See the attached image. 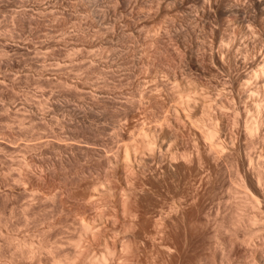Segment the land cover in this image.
<instances>
[{"label": "rangeland", "instance_id": "1", "mask_svg": "<svg viewBox=\"0 0 264 264\" xmlns=\"http://www.w3.org/2000/svg\"><path fill=\"white\" fill-rule=\"evenodd\" d=\"M260 2L0 0V264H264Z\"/></svg>", "mask_w": 264, "mask_h": 264}, {"label": "bare ground", "instance_id": "2", "mask_svg": "<svg viewBox=\"0 0 264 264\" xmlns=\"http://www.w3.org/2000/svg\"><path fill=\"white\" fill-rule=\"evenodd\" d=\"M212 1V0H211ZM259 2H260V0H259ZM261 3V2H260ZM254 4V3H253ZM263 3H261V4H255V6L258 8V9H260L261 8V6H263L262 5ZM240 6V5H239ZM232 7V6H231ZM239 8V7H238ZM238 8L237 7H233V8H231V10H229V12H231V11H233L234 13H237L238 14V16L240 15L239 13H241L239 10H241V9H239L238 10ZM262 9V8H261ZM227 10V11H228ZM234 13H232V14H234ZM234 16V15H233ZM235 16L236 17H238L236 14H235ZM239 18V17H238ZM239 22V21H238ZM251 28V27H250ZM251 30L253 31V29L251 28ZM92 55V54H91ZM194 65V64H193ZM263 75V74H262ZM257 81V80H256ZM258 107V106H257ZM259 109V108H258ZM251 127H252V125H250ZM253 128H254V126H253ZM253 128H252V130H253ZM251 129V128H250ZM246 130H248V127H247V129ZM252 130H249L250 132L252 131ZM215 132L213 131V133H211L210 132V134L209 135H212V134H214ZM215 135V134H214ZM250 135H252L251 133H250ZM213 137V136H212ZM148 145V144H147ZM260 180V179H259ZM251 198V199H250ZM248 199H250V200H253V198L252 197H249ZM255 199V198H254ZM259 204V203H258ZM251 219V218H250ZM252 220V219H251ZM253 221V220H252ZM251 223V222H250ZM253 223V222H252ZM253 227V226H252ZM254 232V231H253ZM255 233V232H254ZM254 233H252V235L254 234ZM263 233V232H262ZM249 236V235H248Z\"/></svg>", "mask_w": 264, "mask_h": 264}]
</instances>
